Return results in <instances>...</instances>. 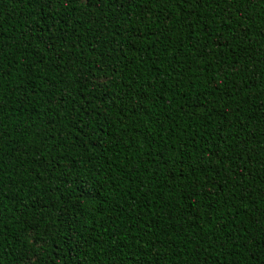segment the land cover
I'll list each match as a JSON object with an SVG mask.
<instances>
[{"label":"trees","instance_id":"obj_1","mask_svg":"<svg viewBox=\"0 0 264 264\" xmlns=\"http://www.w3.org/2000/svg\"><path fill=\"white\" fill-rule=\"evenodd\" d=\"M0 264H264V0H0Z\"/></svg>","mask_w":264,"mask_h":264}]
</instances>
